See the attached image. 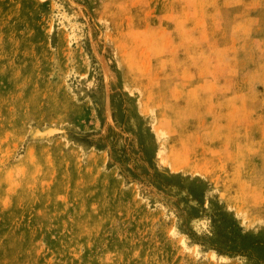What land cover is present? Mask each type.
<instances>
[{"label":"rangeland","instance_id":"rangeland-1","mask_svg":"<svg viewBox=\"0 0 264 264\" xmlns=\"http://www.w3.org/2000/svg\"><path fill=\"white\" fill-rule=\"evenodd\" d=\"M0 264H264V0H0Z\"/></svg>","mask_w":264,"mask_h":264}]
</instances>
